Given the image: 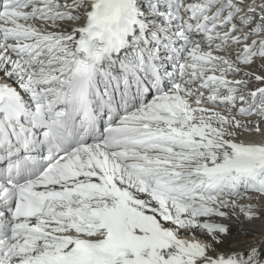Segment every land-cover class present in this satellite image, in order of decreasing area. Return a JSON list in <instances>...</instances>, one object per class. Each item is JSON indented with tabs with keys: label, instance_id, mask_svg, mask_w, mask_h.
<instances>
[{
	"label": "snow or ice",
	"instance_id": "obj_1",
	"mask_svg": "<svg viewBox=\"0 0 264 264\" xmlns=\"http://www.w3.org/2000/svg\"><path fill=\"white\" fill-rule=\"evenodd\" d=\"M0 264H264V0H0Z\"/></svg>",
	"mask_w": 264,
	"mask_h": 264
}]
</instances>
